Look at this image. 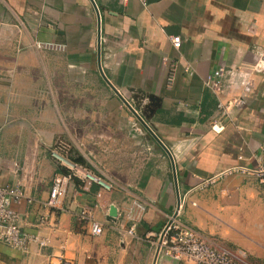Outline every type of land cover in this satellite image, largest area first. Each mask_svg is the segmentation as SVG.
<instances>
[{"label": "crops", "instance_id": "1", "mask_svg": "<svg viewBox=\"0 0 264 264\" xmlns=\"http://www.w3.org/2000/svg\"><path fill=\"white\" fill-rule=\"evenodd\" d=\"M93 1L99 44L89 0H0V185L23 192L15 206L21 230L49 240L27 253L0 243V264L153 263L151 243L176 209L170 162L103 76L130 103L157 98L152 113L140 110L173 157L186 195L181 223L219 249L264 264V185L234 174L197 189L232 166L264 167V72L252 75L248 91L235 77L216 89L206 85L220 67L247 69L264 52V0ZM35 39L65 49L37 51ZM235 98L242 105L225 116L218 104ZM57 141L113 189L74 182L63 209H47L59 173L49 149ZM139 202L146 211L133 239L118 231L128 228L127 216L117 212L112 222L109 209ZM85 208L104 224L98 237L79 219Z\"/></svg>", "mask_w": 264, "mask_h": 264}, {"label": "built area", "instance_id": "2", "mask_svg": "<svg viewBox=\"0 0 264 264\" xmlns=\"http://www.w3.org/2000/svg\"><path fill=\"white\" fill-rule=\"evenodd\" d=\"M143 7H146L148 0H137ZM171 43L174 48H180V38H171ZM33 46L37 51H64L65 45L57 42H45L35 39ZM264 72V52H262L255 61L246 69L245 66H236L227 69L220 67L215 72L216 80L213 79L206 82L207 86L214 89L218 88L219 82L225 76L235 77L244 91H248L253 87L252 75ZM173 74L168 77L167 84L172 82ZM241 98H235L227 104H218V109L227 116L233 107L242 105ZM49 154L52 160L65 173L55 174L48 198L45 202V207L51 211H60L63 209V200L66 194L67 187L74 182L95 183L105 191L110 192L113 186L106 183L100 177L94 175L84 166L72 161L69 157V146L66 143L57 141L49 149ZM241 174L253 177L261 185H264V167L248 168L245 166H232L226 170L203 180L197 189H206L227 176ZM23 192L17 185H0V243L12 250L22 253H27L29 246L36 243L39 248L49 246L47 238H39L31 234L25 233L19 226V214L15 210L23 200ZM186 195L180 196L179 208L175 209L174 213L169 217L162 230L155 236V240L151 243L157 251V258L171 261L188 262L189 264H251L246 259L243 252L231 251L227 249H219L210 241L203 237L196 230L184 225L179 219V212L184 206ZM146 211V206L142 202L136 203L132 208L122 206L117 212L121 215H126L129 221V226L120 224L118 231L122 235L129 238H136V227L142 221ZM81 222H85L88 226L89 234L93 237L100 236L104 231V224L97 221L91 210L85 208L79 214ZM1 258V255H0ZM48 264H67L64 261Z\"/></svg>", "mask_w": 264, "mask_h": 264}, {"label": "water", "instance_id": "3", "mask_svg": "<svg viewBox=\"0 0 264 264\" xmlns=\"http://www.w3.org/2000/svg\"><path fill=\"white\" fill-rule=\"evenodd\" d=\"M89 1L91 2L92 6L95 9V12L97 14L98 44H99L100 43V33H99L98 10H97V7L95 5V2L93 0H89ZM98 52H99V49H98ZM98 56H99V53H98ZM103 79L108 84V86L111 88V90L120 98L122 103L132 112V114L135 116V118L141 123V125L144 127V129L153 138V140L159 145V147L163 150V152L165 153V155L169 159L170 166H171V172H172L174 191H175V195H176V208L178 209L179 204H180V193H179L178 185H177V178H176V172H175V165H174L173 157H172L170 151L167 149V147L161 142V140L156 136V134L149 127V125L146 122L147 116L145 115V113L143 111L140 110V109H143V110H147L148 112L151 111L150 113H152L154 108L157 107V104L155 103V102H157V98H155L153 96H145V95L134 96L132 98L131 103H129L125 98H123V96H121V94H119V92L108 82V80L104 76H103ZM150 108H152V110H150ZM116 216H117V209L114 206H112L109 209L108 220L113 222V221H115ZM156 259H157V251L155 252V256H154V260H153L152 264H156Z\"/></svg>", "mask_w": 264, "mask_h": 264}, {"label": "rangeland", "instance_id": "4", "mask_svg": "<svg viewBox=\"0 0 264 264\" xmlns=\"http://www.w3.org/2000/svg\"><path fill=\"white\" fill-rule=\"evenodd\" d=\"M128 102H129V101H128ZM129 103H130V102H129ZM126 108H127V107H126ZM127 110H128L129 113L135 118V116L132 114V112H131L128 108H127ZM136 120H137V119H136ZM66 145L69 146V156H70V153H71V149H70V148H71V146H70L68 143H66ZM52 146H54V143L51 145V147H52ZM51 147H50V148H51ZM75 152H76V150H75ZM79 157L81 158V156L78 154V152H76V153H75V160H76L77 158H79ZM50 158H51V157H50ZM70 158H71V157H70ZM82 159H83V158H82ZM83 160L85 161V164H86V162H87L86 159L84 158ZM81 164H82V163H81ZM85 164H83V165H85ZM86 165H87V164H86ZM87 168H88V166H87ZM88 169H89V168H88ZM89 170H90V169H89ZM90 171H91V170H90ZM91 172H92V171H91ZM92 173H93V172H92ZM93 174H94V173H93ZM94 175H96V174H94ZM96 176H97V175H96Z\"/></svg>", "mask_w": 264, "mask_h": 264}, {"label": "trees", "instance_id": "5", "mask_svg": "<svg viewBox=\"0 0 264 264\" xmlns=\"http://www.w3.org/2000/svg\"><path fill=\"white\" fill-rule=\"evenodd\" d=\"M70 157V156H69ZM72 161H74V162H76V163H78V164H80V165H82V166H84L85 168H87V165L85 164V161L82 159V158H77L76 160H75V158H70ZM82 163V164H81ZM83 164H85V165H83ZM88 169V168H87ZM59 173H65V171H63L61 168H59Z\"/></svg>", "mask_w": 264, "mask_h": 264}]
</instances>
